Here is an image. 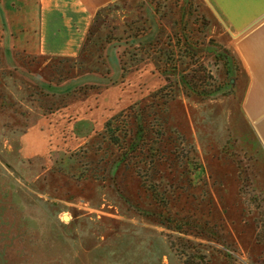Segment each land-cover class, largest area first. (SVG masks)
<instances>
[{
  "label": "rangeland",
  "instance_id": "374dc122",
  "mask_svg": "<svg viewBox=\"0 0 264 264\" xmlns=\"http://www.w3.org/2000/svg\"><path fill=\"white\" fill-rule=\"evenodd\" d=\"M195 4L209 22L207 41L226 57L236 56L238 72L213 97L179 95L168 107L181 154L202 167L187 172L162 166L163 184L171 186L170 212L188 223L189 234L167 230L136 211L135 204L153 203L132 173L120 176L119 192L112 181L77 180L75 161L67 159L107 118L164 83L154 64L140 63L120 80L121 48L114 47L108 51V75H82L73 63L52 56L16 59L22 53L5 54L1 41L0 264H183L178 237L200 244L210 264H264V190L254 183L256 144L240 112L238 34L233 40L212 0ZM124 7L102 19L122 26L139 14L149 17L145 0H126ZM91 64L96 66L92 59ZM208 68L221 78L218 69ZM193 230L200 234L195 237ZM227 252L234 259L229 263Z\"/></svg>",
  "mask_w": 264,
  "mask_h": 264
},
{
  "label": "trees",
  "instance_id": "16d2710c",
  "mask_svg": "<svg viewBox=\"0 0 264 264\" xmlns=\"http://www.w3.org/2000/svg\"><path fill=\"white\" fill-rule=\"evenodd\" d=\"M125 2L116 0L95 12L76 57L52 56V59L73 63L82 75H108L109 48H121L117 54L120 80L140 63L151 61L164 83L107 118L102 130L67 159L75 161L77 180L112 181L119 192H122L120 176L132 173L153 203L152 208L135 204L136 211L165 229L185 236L191 230L184 219L170 212L171 186L163 184L162 166L183 168L187 172L199 171L202 167L190 154H181L179 133L169 127L168 107L179 95L206 100L219 93L230 84L226 81L231 79V73L238 72L237 58L230 53L226 57L221 47L207 41L209 22L195 0H145L150 19L139 14L122 26H109L108 20L102 17L107 11L124 9ZM21 53L14 54L15 58L30 57ZM37 56L43 60L47 57ZM209 56L213 62L205 64L203 60ZM91 59L96 66H91ZM209 66L218 69L220 79ZM88 88L92 86L85 89ZM199 234L194 231L195 237ZM177 240L179 254L185 257L183 264H210L200 244L180 237ZM223 256L228 263L234 260L229 252Z\"/></svg>",
  "mask_w": 264,
  "mask_h": 264
},
{
  "label": "crops",
  "instance_id": "0c3cea01",
  "mask_svg": "<svg viewBox=\"0 0 264 264\" xmlns=\"http://www.w3.org/2000/svg\"><path fill=\"white\" fill-rule=\"evenodd\" d=\"M114 1L0 0L2 51L11 56H75L95 12ZM212 1L231 26L233 40L238 34L240 112L256 144L254 183L264 190V0Z\"/></svg>",
  "mask_w": 264,
  "mask_h": 264
},
{
  "label": "built area",
  "instance_id": "2783aa9c",
  "mask_svg": "<svg viewBox=\"0 0 264 264\" xmlns=\"http://www.w3.org/2000/svg\"><path fill=\"white\" fill-rule=\"evenodd\" d=\"M3 38V32H2V27H1V23H0V43L2 41Z\"/></svg>",
  "mask_w": 264,
  "mask_h": 264
}]
</instances>
